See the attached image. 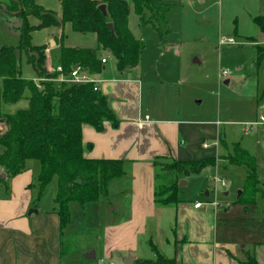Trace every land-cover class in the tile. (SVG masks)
<instances>
[{
  "label": "crops",
  "instance_id": "0c3cea01",
  "mask_svg": "<svg viewBox=\"0 0 264 264\" xmlns=\"http://www.w3.org/2000/svg\"><path fill=\"white\" fill-rule=\"evenodd\" d=\"M249 15L254 18L256 28V37H253L258 40L259 46L262 45L258 51L264 52V31L255 21L256 17L264 16V7L260 6V2ZM132 18L137 25L132 21L130 28L139 37L134 31L140 25L139 19L136 16ZM61 19L62 16L58 25L61 32L50 38L46 49L47 69L59 65L58 51L62 46H74L71 38L84 37L72 32L69 24H63ZM235 32L240 35L238 29ZM241 36L251 38L242 33ZM92 39L96 41L95 36ZM100 57L110 58L108 53H102ZM263 57L264 53L259 61ZM56 59L58 61L54 63ZM108 63L109 60L106 65ZM116 63L114 60V66L110 68L105 65L102 72L94 76H102L99 91L109 98L120 124L114 128L111 123L105 122L102 131L85 124L82 136L83 142L91 145L85 153L86 158L124 160L125 174L112 180L109 186L113 181L125 180L128 183L125 193L129 191V194L124 193L125 196L115 203V207L109 208L110 213L104 214L106 226L102 236H99L101 246H95L97 232H80L83 237L78 241L82 252L78 264H99L101 258H107L114 264H126L128 257L134 258L128 264H136L138 260L155 257L152 247L166 257L175 258L177 264H264V207L257 204V199L251 204L238 203L240 193L235 201L222 207L217 202L209 199L200 201L198 198L186 200L179 197L178 203L167 206L155 203L156 158L188 161L214 156L205 142L198 146L199 153L194 151L193 148L198 145L192 139L196 129L193 131L189 126L196 127L198 121L189 119L177 103H170L167 109L143 106L145 79L135 74L139 65L133 70L121 72ZM128 72H134V76L129 77ZM230 80V77L226 80L228 84ZM149 81L157 86L164 83L159 78ZM158 92L165 93L166 90L162 86ZM258 101L260 111L250 130L258 127L264 133L263 126L256 124L259 116L264 115V92ZM3 116L0 115V134L7 131ZM198 133L202 134V130ZM3 151L1 146L0 154ZM40 171V162L34 159L28 160L26 169L14 176L8 175L0 166V264L70 262L65 257L71 252L65 253L62 246L68 224H61L56 197L55 204L48 206L41 200L44 191H40ZM209 196L210 192L206 191L205 197ZM198 202L203 204L202 207H195ZM89 234L93 235L90 237Z\"/></svg>",
  "mask_w": 264,
  "mask_h": 264
},
{
  "label": "rangeland",
  "instance_id": "374dc122",
  "mask_svg": "<svg viewBox=\"0 0 264 264\" xmlns=\"http://www.w3.org/2000/svg\"><path fill=\"white\" fill-rule=\"evenodd\" d=\"M0 1L2 3L0 47L6 45L15 48L21 76L34 81L38 74L27 62L25 53L18 48L20 37L15 28L21 24V20L17 15L6 11V5H10V0ZM38 1L44 11L53 12L60 19L62 16L60 0ZM167 1L171 3V7L164 20L159 22V32L152 23H139L134 30L142 40L141 58L135 74L136 77L145 79L143 106L167 109L171 106L170 103H177L189 119L198 121L196 127L189 126L193 131L196 129L192 139L198 145L193 148L194 151L199 153L198 146L205 142L208 144V151L216 158V164L206 167L199 176H182L178 195L186 200L209 199L221 207L235 201L239 191L244 187L247 169L241 165L230 164L227 156L234 153V144L239 143L256 158L261 188L256 199L257 204L264 207V133L258 127L250 130L260 111L258 100L264 92V57L259 61L264 52L258 51L262 45L259 46L258 40L254 38L256 37L254 18L249 15L258 2L261 7H264V2ZM132 16L134 15L130 17V26L132 21L135 22ZM150 17L151 13L146 12V18ZM39 19L35 14L29 16L30 25L37 26L40 23ZM236 29L240 31L239 36L235 32ZM59 31L61 32V29L58 25L37 28L32 32L31 43L36 46L46 45L47 49L50 38ZM241 33L251 38H243ZM92 38V35H88L73 37L71 40L74 42L73 47L96 48V41L93 42ZM229 38H233L236 44L219 45V39ZM98 53L102 55L108 52ZM108 55L110 58L106 68L114 66L115 60L110 53ZM57 61L56 59L54 63ZM224 70L230 74L229 84H225L229 77L223 80L220 78ZM127 75L133 77L134 72H128ZM95 78L100 81L102 76ZM156 78L164 81L162 86L166 90L165 93L158 92L161 85L148 83L149 79ZM25 100L27 99L7 104L0 99V115L11 114L25 105L27 107L28 103ZM201 130L202 134H199ZM127 185L125 180L113 181L109 186L107 198H101L98 203H88L83 208L77 202L71 203V219L62 239L64 252H71L65 257L69 259V264L79 263L82 252L79 250L78 241L83 237L80 232L88 233L90 230L94 231L93 234L97 232L95 246H101L99 236H102L106 226L104 214H109V208L115 207V203L129 194V191L125 193ZM206 191L210 192L209 197H205ZM56 194L57 180L53 179L46 186L41 200L47 206L55 204ZM147 249L152 252L149 247ZM81 260H84L83 257Z\"/></svg>",
  "mask_w": 264,
  "mask_h": 264
},
{
  "label": "trees",
  "instance_id": "16d2710c",
  "mask_svg": "<svg viewBox=\"0 0 264 264\" xmlns=\"http://www.w3.org/2000/svg\"><path fill=\"white\" fill-rule=\"evenodd\" d=\"M6 11L17 15L21 24L19 46L39 77L54 76L46 68V46L31 43L32 32L37 28L59 25L53 12L44 11L38 0H10ZM63 24H69L76 34L96 37V48L62 46L58 54L59 63L67 73L73 66L80 65L92 75L102 72L106 64L98 51L110 53L116 60L119 71L133 70L139 65L142 43L130 28V17H138L141 24L152 23L157 31L171 4L166 0H60ZM106 5L104 15L100 5ZM0 7L2 3L0 1ZM146 12L151 17L146 18ZM39 16L40 23L32 26L29 16ZM264 31V16L255 18ZM113 24V30L109 24ZM57 57V56H56ZM1 100L12 104L26 98L28 106L6 114L2 120L7 131L0 134V166L8 175H16L26 169V162L34 159L41 165L40 191L53 180H57L56 203L62 226L71 219L70 204L77 202L82 207L99 201L108 194L109 183L125 174L124 160L88 159L85 153L91 145L83 142L82 129L85 124L98 131L105 122L114 128L120 124L108 97L94 89L93 84L68 85L57 88L53 82H43L44 90L38 91L32 80L20 74L15 48L0 47ZM29 95V96H27ZM233 165L247 169L244 187L237 202L251 204L260 192L257 161L239 143L234 144V153L228 155ZM215 157L200 160H168L160 157L154 161L155 203L175 205L179 202V183L182 176H197L208 166L215 165ZM1 181V180H0ZM63 246V244H62ZM155 257L138 260L136 264H177L175 258L161 254L155 247ZM65 251V248H63Z\"/></svg>",
  "mask_w": 264,
  "mask_h": 264
},
{
  "label": "built area",
  "instance_id": "2783aa9c",
  "mask_svg": "<svg viewBox=\"0 0 264 264\" xmlns=\"http://www.w3.org/2000/svg\"><path fill=\"white\" fill-rule=\"evenodd\" d=\"M227 44H236L233 38L229 39H219V45L224 46ZM109 58L102 57V63L106 64ZM50 74H54V76H50L48 78L39 77L33 82L37 86L38 91H43L44 86L43 82H53L55 83L57 88L63 86V84L68 85H84V84H93L95 90H99L100 82L92 75L88 70L83 68L80 65L73 66L69 72H65L63 66L59 63L57 66H53L50 69H47ZM221 76L226 78L229 76V72L224 70L221 72ZM256 124H260L264 128V115L259 116V120ZM225 183V180H222ZM218 182V179L216 180ZM202 203L198 202L195 204L196 208L202 207ZM99 264H114V262L110 260H106L105 258H101L99 260Z\"/></svg>",
  "mask_w": 264,
  "mask_h": 264
},
{
  "label": "water",
  "instance_id": "95a60500",
  "mask_svg": "<svg viewBox=\"0 0 264 264\" xmlns=\"http://www.w3.org/2000/svg\"><path fill=\"white\" fill-rule=\"evenodd\" d=\"M100 9L102 10V12L104 13V15H107V10H106V5H100ZM109 28L111 29V30H113V24L112 23H110L109 24ZM226 84H228V81H226ZM2 176H4V174H2ZM241 192H239V194H240ZM110 209H113L112 207L110 208ZM134 260V258L133 257H128L127 258V261L128 262H126V264H128V263H130L131 261H133Z\"/></svg>",
  "mask_w": 264,
  "mask_h": 264
},
{
  "label": "bare ground",
  "instance_id": "6f19581e",
  "mask_svg": "<svg viewBox=\"0 0 264 264\" xmlns=\"http://www.w3.org/2000/svg\"><path fill=\"white\" fill-rule=\"evenodd\" d=\"M106 260H108L107 258H105Z\"/></svg>",
  "mask_w": 264,
  "mask_h": 264
}]
</instances>
